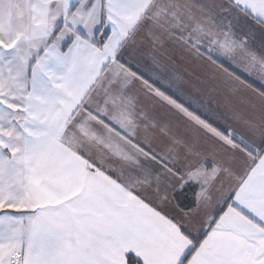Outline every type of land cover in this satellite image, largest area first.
Segmentation results:
<instances>
[{"label":"snow or ice","instance_id":"obj_1","mask_svg":"<svg viewBox=\"0 0 264 264\" xmlns=\"http://www.w3.org/2000/svg\"><path fill=\"white\" fill-rule=\"evenodd\" d=\"M0 264H264V0H0Z\"/></svg>","mask_w":264,"mask_h":264}]
</instances>
